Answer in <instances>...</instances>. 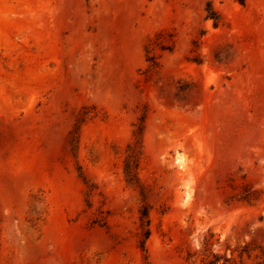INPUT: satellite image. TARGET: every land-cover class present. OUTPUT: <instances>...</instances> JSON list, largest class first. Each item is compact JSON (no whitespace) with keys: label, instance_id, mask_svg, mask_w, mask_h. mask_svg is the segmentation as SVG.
<instances>
[{"label":"rangeland","instance_id":"obj_1","mask_svg":"<svg viewBox=\"0 0 264 264\" xmlns=\"http://www.w3.org/2000/svg\"><path fill=\"white\" fill-rule=\"evenodd\" d=\"M0 264H264V0H0Z\"/></svg>","mask_w":264,"mask_h":264},{"label":"trees","instance_id":"obj_2","mask_svg":"<svg viewBox=\"0 0 264 264\" xmlns=\"http://www.w3.org/2000/svg\"><path fill=\"white\" fill-rule=\"evenodd\" d=\"M216 20V19H215ZM216 23V21H215ZM159 48L161 50L167 49L165 44L160 43ZM148 52V51H147ZM146 60L149 62V69H153L156 66V58L153 55H148ZM83 120V116L77 121L74 133L78 130L79 123ZM144 120L145 115L140 117V123L138 124L135 133L134 140L131 144L127 145L126 155L123 160V174L125 180L128 183L137 185L139 182L137 169L139 165V160L142 155V135L144 130ZM148 205L143 202L138 208V222H139V238L138 247L144 253H146V240L149 237V217H148ZM147 255L145 256V258ZM215 257V256H214ZM217 257L211 262L215 263Z\"/></svg>","mask_w":264,"mask_h":264}]
</instances>
